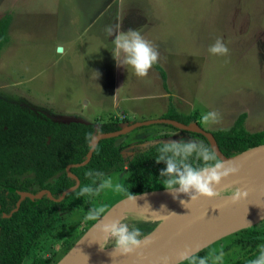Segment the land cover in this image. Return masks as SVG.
<instances>
[{"label": "rangeland", "instance_id": "obj_1", "mask_svg": "<svg viewBox=\"0 0 264 264\" xmlns=\"http://www.w3.org/2000/svg\"><path fill=\"white\" fill-rule=\"evenodd\" d=\"M7 14L0 97L39 116L96 124L117 119L128 125L164 118L173 104L179 110L198 109L199 125L208 131L231 127L241 113H246L249 131L264 129V0H0V18ZM115 24L124 32L136 29L158 45L165 81L155 65L144 78L130 66H118L115 37L105 33ZM217 38L228 46L227 56L208 51ZM212 111L219 114L218 122L205 123L202 116ZM195 138L168 123H153L117 136L116 143L127 160L155 141ZM128 174L124 169L109 175L112 188H101L79 210L63 214L62 230L38 244V255L51 257L66 236L88 230L95 222L85 219L90 209L103 208L102 216L123 199ZM122 221L148 224L145 236L158 224L140 214ZM250 227L264 230V220ZM113 244L103 241L101 246ZM237 249L232 237L222 238L207 248V264H231L240 256ZM220 253L223 259L216 262ZM64 255L58 250L52 257L55 264Z\"/></svg>", "mask_w": 264, "mask_h": 264}, {"label": "trees", "instance_id": "obj_2", "mask_svg": "<svg viewBox=\"0 0 264 264\" xmlns=\"http://www.w3.org/2000/svg\"><path fill=\"white\" fill-rule=\"evenodd\" d=\"M9 25L10 15L0 18V50L9 40ZM155 66L161 71L165 81V71L158 64ZM196 114L197 112L182 114L170 104L163 117L186 124H199ZM245 117L246 113H241L231 127L212 131L224 155L233 156L264 144V129L249 131L244 126ZM120 128L117 119L97 124L74 120L55 121L0 97V264H55L52 257L58 250L61 249L62 254H66L85 229L66 236L48 258L38 255V244L62 230L65 223L63 214L66 216L79 210L101 191L81 196L80 191L84 186L97 189L109 175L128 167L129 174L123 183L124 196L166 189L165 178L160 177V171L166 165L163 162L157 164L155 160L166 143L196 141L212 149L206 137L187 131L198 138L155 141L135 151L126 160L122 147L116 143L117 137L104 138L98 142L86 164L70 168L80 179V185L68 192L62 200L55 201L47 195L20 200L22 191L36 194L43 189L50 190L56 198L60 197L64 190L76 183L75 178L67 173L66 167L86 160L91 140L96 133ZM189 162L194 167L203 164L196 160L195 155ZM89 171L103 173V176L88 177L86 173ZM135 226L143 234L150 230L148 224L137 223ZM260 235L264 236V230H257L255 227L228 235L233 238L237 251L241 252L239 258L231 264H249L254 260L259 254V247L264 246V237ZM207 248L180 264H198L200 258H207Z\"/></svg>", "mask_w": 264, "mask_h": 264}, {"label": "clouds", "instance_id": "obj_3", "mask_svg": "<svg viewBox=\"0 0 264 264\" xmlns=\"http://www.w3.org/2000/svg\"><path fill=\"white\" fill-rule=\"evenodd\" d=\"M108 37H115L112 40L114 44L113 57L117 61L118 66H130L134 74L138 78H144L149 75L150 70L156 65L161 54L158 45L153 44L136 29H129L127 32L121 31V25H109L105 28ZM208 51L213 55L227 56L229 48L223 41V38H217L213 44L208 47ZM123 55L122 60L117 57ZM205 123H216L219 120V114L215 111L208 112L202 116ZM195 155L196 160L202 161L200 167H194L190 158ZM156 163L163 162L166 167L160 171V177L165 178L164 184L166 189L173 195L174 199H178L181 194L190 195L191 200L195 201L201 197L210 200L224 198L222 190H218L221 182L230 176H236L240 173V166L232 161L219 160L215 151L208 146L196 141L166 143L160 150L159 155L155 159ZM88 177H100L103 173L89 171L86 173ZM113 182L111 178L104 180L97 189L91 186H84L80 195L93 194L101 188H112ZM116 191H121L120 184L115 185ZM248 193L239 188L231 190L228 198L232 203L246 199ZM129 201L136 203V197L129 195ZM184 203V201H181ZM162 208L164 206L162 205ZM104 212L103 208L90 209L86 215V220H97ZM162 218H166L161 216ZM101 232L104 234L105 241H113L114 252L121 255H131L137 252L142 246L147 245L149 240L142 231L135 225L130 226L119 219L106 221L101 225ZM101 246V244H100ZM259 254L249 264H264V246H260ZM185 257L181 253L178 258L182 261ZM165 264H167V258ZM223 259V253L215 257L216 262ZM198 264H207L206 258H200Z\"/></svg>", "mask_w": 264, "mask_h": 264}, {"label": "water", "instance_id": "obj_4", "mask_svg": "<svg viewBox=\"0 0 264 264\" xmlns=\"http://www.w3.org/2000/svg\"><path fill=\"white\" fill-rule=\"evenodd\" d=\"M58 49L59 51H61L62 47H59ZM153 123H168L181 130L203 135L209 141L212 150L215 151V154L218 156V158L223 161H232L234 163H239L247 159L248 153L260 151V149L264 150V144H260L236 155L226 156L220 150L213 132L205 130L197 122L186 124L176 119L170 118L134 121L128 125H123L116 131L98 132L93 136L91 140V148L88 152L86 160L80 164H69L66 167L67 173L75 178L76 183L64 190L60 197L56 198L52 195L50 190L43 189L36 194L29 191H22L20 192V200L25 197L37 199L41 198L44 195H47L49 198L55 201L62 200L68 192L76 189L80 185V179L71 172L70 168L75 165L86 164L90 160L95 147L101 139L117 137L133 130L136 127L150 125ZM163 194L172 195L167 189H159L146 191L143 193L135 194L133 196L149 197L150 195ZM128 197L129 196H125L123 199L119 200L104 215L98 218L56 264L69 263L73 257L72 252L76 245L81 240H83L88 232L100 220L111 218L121 208H123V206L129 200ZM18 206L19 202L17 207ZM262 220H264V162L260 167V171H258L257 176L255 177L252 187L248 191V196L246 199H243L235 204L230 202L224 206L205 210L202 213L189 218L187 221L174 228L173 230L162 234L161 238L155 243L152 248H150L145 256L138 257L137 259L133 260L131 264H165L164 258H167V264H178V258L180 254L184 253L186 258H184L182 261H179L180 264L193 255L197 254L201 250L215 243L216 241L237 231L257 224ZM103 241H105V239ZM98 250L101 252H113L114 249L112 246L108 248L99 246ZM106 258H109V260H119V256L117 257L116 252H113L110 256H106ZM123 264L127 263L123 262Z\"/></svg>", "mask_w": 264, "mask_h": 264}, {"label": "bare ground", "instance_id": "obj_5", "mask_svg": "<svg viewBox=\"0 0 264 264\" xmlns=\"http://www.w3.org/2000/svg\"><path fill=\"white\" fill-rule=\"evenodd\" d=\"M264 162V150L250 152L247 159L236 163L240 166V173L236 176H230L223 180L218 188L224 193V198L210 200L207 198H199L195 201L191 200L190 195L181 194L178 199H174L173 195H150L149 197H136V203L129 200L114 216L100 220L81 240L72 252V259L67 264H131L138 257H143L161 238L162 234L178 227L189 218L216 207L224 206L230 203L228 198L231 190L239 188L242 191H248L252 187L255 177L260 171V167ZM259 169V170H258ZM184 201V203H181ZM162 205L164 208H162ZM140 214L146 220L157 222V226L146 237L149 240L147 245L142 246L136 253L131 255H119V260H109V258L97 256L98 248L104 240V234L101 232V225L108 220H123L128 215ZM166 217V218H162ZM114 252V250H113ZM109 252L106 256L112 255ZM117 255V253H116ZM118 257V255H117Z\"/></svg>", "mask_w": 264, "mask_h": 264}, {"label": "crops", "instance_id": "obj_6", "mask_svg": "<svg viewBox=\"0 0 264 264\" xmlns=\"http://www.w3.org/2000/svg\"><path fill=\"white\" fill-rule=\"evenodd\" d=\"M159 66H160V64L159 63H157ZM157 67V66H156ZM163 70H164V68L162 67V66H160ZM154 68V67H153ZM115 69V68H114ZM117 69V68H116ZM155 69V68H154ZM156 70V69H155ZM113 71V70H112ZM165 71V70H164ZM165 73H166V71H165ZM175 108H176V110L178 111V112H180V111H183V112H185V113H182V112H180V113H182V114H191V113H194V112H198L200 115H201V113L198 111V109H189L188 111H185V109L182 107H179V108H181V109H183V110H179V109H177V107L175 106ZM116 117H118V115H116ZM128 119H132V117L131 118H128ZM200 120V119H199ZM121 125V127L124 125H122V124H120ZM223 128V127H222ZM127 139H131L130 137H128V138H126V140ZM122 152H123V150H122ZM133 154V153H132ZM131 154V155H132ZM129 159V158H128ZM126 170H128L129 171V169H128V167H126Z\"/></svg>", "mask_w": 264, "mask_h": 264}, {"label": "flooded vegetation", "instance_id": "obj_7", "mask_svg": "<svg viewBox=\"0 0 264 264\" xmlns=\"http://www.w3.org/2000/svg\"><path fill=\"white\" fill-rule=\"evenodd\" d=\"M232 235V234H231ZM226 237H228V236H226ZM225 238V237H224ZM217 242V241H216Z\"/></svg>", "mask_w": 264, "mask_h": 264}]
</instances>
